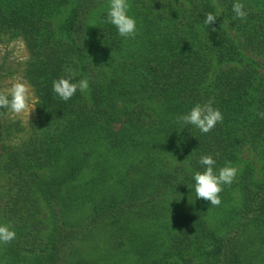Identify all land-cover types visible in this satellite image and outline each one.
I'll return each mask as SVG.
<instances>
[{
  "label": "trees",
  "instance_id": "16d2710c",
  "mask_svg": "<svg viewBox=\"0 0 264 264\" xmlns=\"http://www.w3.org/2000/svg\"><path fill=\"white\" fill-rule=\"evenodd\" d=\"M232 2L131 0L125 39L107 0H0L36 101L27 123L0 109V221L17 234L0 264H264V0L244 21ZM69 65L90 92L65 102L51 86ZM208 99L223 121L181 129ZM202 154L239 170L220 206L186 184Z\"/></svg>",
  "mask_w": 264,
  "mask_h": 264
},
{
  "label": "clouds",
  "instance_id": "9594fccd",
  "mask_svg": "<svg viewBox=\"0 0 264 264\" xmlns=\"http://www.w3.org/2000/svg\"><path fill=\"white\" fill-rule=\"evenodd\" d=\"M131 7V0H107L106 4L105 22L112 25L117 34L125 39H134L138 34L137 18L132 14ZM221 13L220 10L204 13V24L212 27ZM232 13L234 19L241 21L247 19L248 11L245 8L244 0H233ZM65 73V75L52 80L51 90L55 96L67 102L77 92L84 95L90 92L89 78L87 76L77 78L79 76L77 68L69 65L65 68ZM35 103L34 92L30 85L22 79H16L10 83L9 87L0 89V109H7L16 115L29 114L34 109ZM257 115L264 119V112H258ZM223 119L222 111L214 105L212 99L196 102L187 111L175 117V121L181 126V129L191 127L202 134L210 133ZM197 163L200 166L198 170L192 169L190 165L188 167L191 178L190 183L186 184L190 193H194L195 200L202 199L210 202L211 206H220L222 203L220 193L225 186L233 184L238 175V168L231 162H225L222 166H218L217 160L212 154L200 155ZM16 235L11 222L0 221V246L11 243Z\"/></svg>",
  "mask_w": 264,
  "mask_h": 264
},
{
  "label": "rangeland",
  "instance_id": "374dc122",
  "mask_svg": "<svg viewBox=\"0 0 264 264\" xmlns=\"http://www.w3.org/2000/svg\"><path fill=\"white\" fill-rule=\"evenodd\" d=\"M26 58H27V52L21 41H13L9 44H0V64H2L3 68H9L10 70H16V71H13L11 75H5L6 73L3 75H0V89L9 87L10 83L16 79L24 80L22 76L20 75L19 71H17L18 69H20V67H17V64H19L20 62H23ZM33 114H34V109L31 110L29 114L22 113L20 115H16V114L10 113V117L13 119H19L23 123H27L29 120L33 118ZM0 251H2V246H0Z\"/></svg>",
  "mask_w": 264,
  "mask_h": 264
}]
</instances>
